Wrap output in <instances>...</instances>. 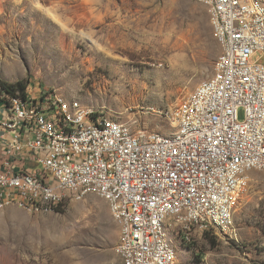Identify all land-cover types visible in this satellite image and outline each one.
<instances>
[{
    "label": "built area",
    "instance_id": "1",
    "mask_svg": "<svg viewBox=\"0 0 264 264\" xmlns=\"http://www.w3.org/2000/svg\"><path fill=\"white\" fill-rule=\"evenodd\" d=\"M195 1L220 54L169 134L0 84V209L50 214L101 197L120 227L122 264H177L172 234L191 245L193 231L233 232L250 172L264 173V1Z\"/></svg>",
    "mask_w": 264,
    "mask_h": 264
},
{
    "label": "rangeland",
    "instance_id": "2",
    "mask_svg": "<svg viewBox=\"0 0 264 264\" xmlns=\"http://www.w3.org/2000/svg\"><path fill=\"white\" fill-rule=\"evenodd\" d=\"M219 54L195 0H0V84L53 91L135 129L174 131L175 108ZM232 231H193L191 245L172 234L177 264H264L263 172H250ZM119 237L95 195L50 214L0 209V264H122Z\"/></svg>",
    "mask_w": 264,
    "mask_h": 264
},
{
    "label": "trees",
    "instance_id": "3",
    "mask_svg": "<svg viewBox=\"0 0 264 264\" xmlns=\"http://www.w3.org/2000/svg\"><path fill=\"white\" fill-rule=\"evenodd\" d=\"M4 87H6L9 91H11L13 94L16 93H20L22 96H25L26 94V89H27V85L22 83V82H18L15 85H11V84H7V83H3L2 84ZM61 208L57 209L56 212H61ZM207 235L210 234L209 232L206 233Z\"/></svg>",
    "mask_w": 264,
    "mask_h": 264
}]
</instances>
